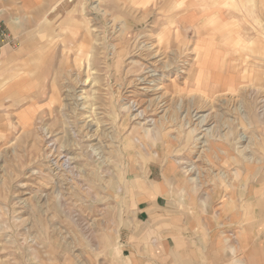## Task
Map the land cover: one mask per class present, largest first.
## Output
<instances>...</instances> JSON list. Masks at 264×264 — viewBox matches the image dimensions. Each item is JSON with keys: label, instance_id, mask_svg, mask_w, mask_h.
Instances as JSON below:
<instances>
[{"label": "rangeland", "instance_id": "obj_1", "mask_svg": "<svg viewBox=\"0 0 264 264\" xmlns=\"http://www.w3.org/2000/svg\"><path fill=\"white\" fill-rule=\"evenodd\" d=\"M60 1L0 23V264L117 259L160 195L155 238L264 264V0Z\"/></svg>", "mask_w": 264, "mask_h": 264}, {"label": "crops", "instance_id": "obj_2", "mask_svg": "<svg viewBox=\"0 0 264 264\" xmlns=\"http://www.w3.org/2000/svg\"><path fill=\"white\" fill-rule=\"evenodd\" d=\"M9 1L10 0H0V23L4 21V23H6L7 26H9L12 23L11 21L13 20L11 19L12 15L9 16V12L15 11V9L20 11L21 10L29 11L36 9L42 12L43 10H48V11L60 10L63 12H67V11H73L76 8L75 4H69V3H68V7H64L65 4L60 0H19L20 5L18 7L15 6L16 8L13 9L10 8ZM114 1L117 2V0ZM118 1L122 5V0H118ZM197 1H198L197 3L200 5L199 6L200 8L197 9L194 8L186 16L187 19V17H189L190 14L191 15L192 14L195 15V13L201 14L200 16L195 15L194 20L198 18L200 22H197L194 25L190 24L191 28L197 27L201 22H204L205 17L203 16L204 15L203 13L207 8L208 4H211V2H209L210 0H197ZM154 4L155 5L158 4L157 6L160 5L159 1H156ZM124 7L122 8L124 9ZM35 17L37 18L38 15H35ZM39 17H41V15ZM194 20L192 21L188 20V21L193 23ZM17 32L19 31L17 30ZM11 34L14 37H18L14 35L15 33L13 34L11 32ZM31 41L45 42L47 40L31 38ZM24 57H26L27 59V55H25ZM1 58L2 57L0 51V60H2ZM45 77H46L45 73L42 70L36 72L35 81L40 83L41 85L40 89L44 87L43 78ZM162 197L163 196L161 195L157 196L156 198L150 197L144 201H141L140 204H138V212H137L138 223L140 224L150 219L148 225L141 228L143 229L141 232L139 231V233H141L140 235H142V236H138L140 238L139 240L140 241L145 240L143 238L152 235L154 237L152 241L143 244L141 242H136L135 246H118L120 249H122L121 251L122 254L118 253L119 257H117V259H101L100 261H95V260L81 261L80 259H73V260L69 259L67 260V262H63L62 264H226L225 246H219V243L208 245L207 236L204 239L201 238L199 235L200 234L199 231L193 229L195 227L194 224H192L191 226L193 232L188 233L186 237L181 238L177 236L178 237L177 238L176 235L173 236L172 234H168L167 237L164 239L155 238L157 237V235L160 236L162 227L166 225H171L170 222L166 223L162 221L160 223V221L164 220L167 215L169 216V218H172L171 217L172 214L164 212V206L159 201V199ZM152 221H157V223L151 226ZM172 232L177 233V230L176 231L172 230Z\"/></svg>", "mask_w": 264, "mask_h": 264}, {"label": "bare ground", "instance_id": "obj_3", "mask_svg": "<svg viewBox=\"0 0 264 264\" xmlns=\"http://www.w3.org/2000/svg\"><path fill=\"white\" fill-rule=\"evenodd\" d=\"M156 64V62L153 64V65H155ZM152 65V64H151ZM152 67V66H151ZM155 68V67H154ZM153 67L152 68H148L147 70H148V74H147V78L146 77H142V78H140V79H138L137 81V84L139 85H137L138 87H140V89H143L144 90V88L146 89V88H148V87H154V85H152V84H155L152 80H150L151 78H153V76H155V75H157L156 73V71H155V69H154ZM164 72V71H163ZM147 73V72H146ZM158 75H159V73H158ZM167 75V74H166ZM139 81L140 82H142V83H139ZM156 82V81H155ZM152 85V86H147V85ZM145 85V86H144ZM160 87H162L161 86V84L160 85H158L157 86V89H159ZM150 90H154L155 89V91L157 90L156 88H153V89H151V88H149ZM145 92H146V90H145ZM147 92H150V91H148L147 90ZM151 93V92H150ZM154 93V92H153ZM145 94H147V93H145ZM158 95H159V93H158ZM162 96V95H161ZM155 97V95L153 96V98ZM149 99V98H148ZM150 100V99H149ZM154 100V99H153ZM156 100V99H155ZM146 101V100H145ZM157 101H160V98L158 99V100H156V101H154V103L155 104H158V106L160 105V107L162 108V106H163V104H160V102H157ZM147 102H148V100H147ZM150 102V101H149ZM137 103V102H136ZM136 103H135V101L132 103L133 105H134V107H135V105H136ZM64 157H65V160H62L61 162H59L58 160L56 161V162H52V164L50 165V168L51 169H58V167L56 166V165H66V164H68V163H70V157L67 155V154H65L64 155Z\"/></svg>", "mask_w": 264, "mask_h": 264}]
</instances>
